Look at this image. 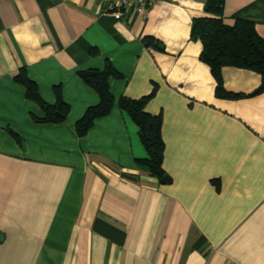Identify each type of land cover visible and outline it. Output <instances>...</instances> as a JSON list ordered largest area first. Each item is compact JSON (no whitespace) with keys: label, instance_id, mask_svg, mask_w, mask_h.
Listing matches in <instances>:
<instances>
[{"label":"crops","instance_id":"0c3cea01","mask_svg":"<svg viewBox=\"0 0 264 264\" xmlns=\"http://www.w3.org/2000/svg\"><path fill=\"white\" fill-rule=\"evenodd\" d=\"M112 0H0V264H264V90L261 75L222 66V92L192 22L206 0H161L117 16ZM254 23L264 0H224L222 20ZM108 78L99 103L81 71ZM45 103L68 105L59 122ZM151 95L160 115L161 183L121 97Z\"/></svg>","mask_w":264,"mask_h":264},{"label":"trees","instance_id":"16d2710c","mask_svg":"<svg viewBox=\"0 0 264 264\" xmlns=\"http://www.w3.org/2000/svg\"><path fill=\"white\" fill-rule=\"evenodd\" d=\"M224 0H206L204 15L195 17L191 35L202 43L200 58L209 66L216 79V93L222 92L220 69L225 65L248 68L261 75L262 83L255 93L264 90V39L256 31L252 21L237 19L234 25H227L222 20ZM116 71L107 66L104 70L81 71V78L99 95L97 105L89 107L84 116L76 123L79 135H84L95 118L108 113L113 96L108 88V78ZM16 80L26 87L28 98L36 101L44 110V121H62L68 112V105L60 97L54 105H49L40 98L36 85L23 73ZM151 95L141 98L121 97L119 106L126 110L138 126V132L148 157L139 162L161 183H167L169 177L162 167L164 142L161 137V117L145 111Z\"/></svg>","mask_w":264,"mask_h":264},{"label":"built area","instance_id":"2783aa9c","mask_svg":"<svg viewBox=\"0 0 264 264\" xmlns=\"http://www.w3.org/2000/svg\"><path fill=\"white\" fill-rule=\"evenodd\" d=\"M161 0H112L106 6V10L117 16H121L134 10L136 12L146 13L151 6Z\"/></svg>","mask_w":264,"mask_h":264}]
</instances>
